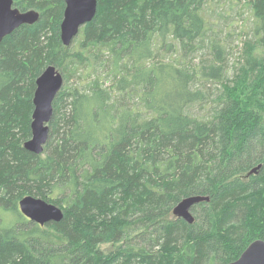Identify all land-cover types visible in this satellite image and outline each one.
<instances>
[{
	"label": "trees",
	"instance_id": "16d2710c",
	"mask_svg": "<svg viewBox=\"0 0 264 264\" xmlns=\"http://www.w3.org/2000/svg\"><path fill=\"white\" fill-rule=\"evenodd\" d=\"M234 1L251 39L227 75L225 46L206 39L207 0H97L68 47L64 0H13L39 18L0 42V264H226L264 240V0ZM205 40L208 59L181 65ZM48 64L63 84L35 154L22 144ZM196 194L209 200L191 223L172 214ZM26 195L63 218L28 220Z\"/></svg>",
	"mask_w": 264,
	"mask_h": 264
},
{
	"label": "water",
	"instance_id": "95a60500",
	"mask_svg": "<svg viewBox=\"0 0 264 264\" xmlns=\"http://www.w3.org/2000/svg\"><path fill=\"white\" fill-rule=\"evenodd\" d=\"M97 0H64V9L59 26L61 43L68 47L78 35L80 28L91 21L96 13ZM39 18L35 9L21 11L13 6V0H0V42L13 30L23 24H32ZM63 84L62 73L53 64H48L35 79L32 97L30 137L22 147L40 154L48 139L49 122L52 117V103ZM259 166L250 173L257 172ZM207 195H190L180 199L172 208V214L191 223V208L198 202L207 201ZM18 209L28 220L44 225L63 218L62 209L42 198L26 195L18 200ZM226 264H264V240L251 241L235 260Z\"/></svg>",
	"mask_w": 264,
	"mask_h": 264
},
{
	"label": "rangeland",
	"instance_id": "374dc122",
	"mask_svg": "<svg viewBox=\"0 0 264 264\" xmlns=\"http://www.w3.org/2000/svg\"><path fill=\"white\" fill-rule=\"evenodd\" d=\"M203 15L206 20V25L209 28V30L207 29L206 39L211 35H216L220 38L227 52V62L231 66L227 75H233L234 68L237 67L236 63L239 61V53L243 49V44L251 39L249 37L251 18L248 7L244 3L234 0H207ZM206 46L207 41L205 40L202 48L188 57L182 58L180 64L192 69L196 68L198 63L205 62L209 57ZM223 56L225 57V54ZM159 58L169 61L174 60L176 63L180 60V58L177 60V56L175 58V54L171 52H163ZM73 79V77L70 78L71 81ZM206 85L212 92H217L218 89H221L220 84L217 82L209 81ZM193 110L197 111L196 106L193 107ZM11 217L8 216V218ZM106 246L103 245L102 247Z\"/></svg>",
	"mask_w": 264,
	"mask_h": 264
}]
</instances>
